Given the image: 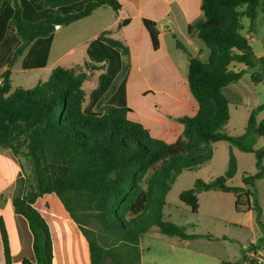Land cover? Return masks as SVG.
<instances>
[{"label": "trees", "instance_id": "obj_1", "mask_svg": "<svg viewBox=\"0 0 264 264\" xmlns=\"http://www.w3.org/2000/svg\"><path fill=\"white\" fill-rule=\"evenodd\" d=\"M101 8L119 14L123 6L119 0H15L10 24L17 31L20 46L14 58L36 39L51 36L55 26H68ZM201 11L204 20L187 28L189 36L201 40L209 49L206 62L199 58L189 62L187 84L199 109L193 117L177 119L184 131L172 144L154 138L143 124L129 119L131 109L126 106H105L99 113L85 110L84 84L90 77L87 71H106L97 94L100 97L128 68L124 66L121 71V56L129 57V47L121 40L106 38L107 32L90 44V58L101 66H59L35 90L12 91L10 72L2 75L0 148L24 156L32 172L26 192L13 201L16 213L27 220L33 237V259L23 264H53L51 232L34 207L45 194L57 195L79 226L90 245L91 264H141L140 238L152 228L183 240L213 239L209 234L189 235L185 226L165 221L163 210L181 171L210 161L212 144L220 141L254 154L258 172L244 174L242 187L230 186L228 182L238 167L231 153L224 176L211 182L197 180L179 199L197 213L200 192L231 193L236 197V211L253 209L261 223L262 209L254 188L264 178V148L256 150L255 145L258 138L264 139V120L257 121L264 105L252 110L243 135H229L224 132L230 120L224 90L245 74L229 69L234 62L247 67L254 83L264 82V56H257L248 38L241 34V20L250 19L253 29L264 13V0H202ZM129 22L124 20L120 27ZM143 25L153 50H159L157 23L144 18ZM173 37L177 48L187 52L175 34ZM150 171L149 189L144 190L140 182ZM0 229L5 262L12 264L2 220Z\"/></svg>", "mask_w": 264, "mask_h": 264}, {"label": "crops", "instance_id": "obj_2", "mask_svg": "<svg viewBox=\"0 0 264 264\" xmlns=\"http://www.w3.org/2000/svg\"><path fill=\"white\" fill-rule=\"evenodd\" d=\"M119 1L123 4L125 0ZM143 1L144 0H133V10L135 13L133 19L129 16H121L122 10H124V4L119 14L106 13L113 19L110 25H115L118 22L122 23L126 19L130 21L128 25L122 27L123 33L126 34L125 43L130 50V55L127 58L129 62V71L132 70L134 61H139V58L142 59L144 56L148 55L150 46L152 48V44L150 43L151 45H149L144 33V30L147 32L143 25L144 18L155 21L160 32V48L155 52L159 53L162 50L163 37L166 36L168 32L172 35L175 34L178 21L181 19V34L184 39L183 45L187 49V52L181 50V65L189 69L190 59L187 60L189 56L199 58L204 62L208 60L209 49L201 40L189 36L187 32L188 26L200 18V14L202 13V0H147V6L151 9L150 14H145L142 4ZM14 9L15 0H1L0 78L6 72H10L12 91L18 88L25 90L35 89L40 82L47 81L51 72L59 66L75 68L77 66L83 67L86 63H93L97 66L102 65V63L91 60L89 50L90 44L97 39V36L101 32L104 33L107 28H103L90 38L76 42L71 41V43L66 44L67 38L61 34L64 31L67 32L66 30H69L76 22L55 29L54 33L49 37L36 39L25 48L19 57L14 58V53L20 46V39L17 35V31L10 24ZM104 9L105 8L98 9L93 15L100 14ZM91 17L92 15L88 18ZM134 20L137 21L138 27L141 28V34L137 37V40H132L128 37ZM144 40L145 43L143 44ZM72 42L74 43L72 44ZM62 45L64 47H62ZM176 50L179 51L180 49ZM159 65H161V63L156 62L150 65V67ZM229 69L235 72L244 71V75L249 74L247 67L237 62L232 63ZM152 70L153 69H148L149 75ZM105 73L106 71L104 70V73L99 75L98 84L89 94V99L86 102L89 106L85 105V110L96 112L94 107L102 101L101 97L108 93L109 90L100 97L97 95ZM244 75L240 81L232 83L225 88L224 93L229 104L242 103L243 96L239 84L243 81ZM124 82V87L118 88L110 95L108 100L109 104L107 105L116 106L117 101L125 99L128 108H131L129 119L143 124L150 130L154 138L159 139V137L171 136L174 133L177 137L183 135L184 126L182 124L179 123L180 125H174L171 123L169 125L163 123L159 120L161 119L164 121L161 114L155 110L156 106H148L132 99L133 94L140 97L141 95L144 96L149 93H154L152 87H148L144 90L138 89L137 87L132 88L130 84H128V77L126 80L124 79ZM182 92L183 89L181 88V97H183ZM134 107H137L141 111H136ZM153 123L168 130L164 134L157 136L152 129L147 126ZM244 133L245 129L243 132L231 135L239 136ZM216 146L226 149L228 165L231 153L237 159V174L240 175V182L236 185H234L233 182H229L228 184L230 186L242 187V178L244 174L252 176L258 172L254 154L243 153L231 147V145L225 141L212 144V149ZM261 148L255 145L256 150ZM214 159L215 156L213 153L211 160L202 165L210 166L214 162ZM29 164L30 163L24 156L14 154L9 148H0V220H2L7 232L12 264H23L24 260L33 259V237L29 224L24 217L16 213L13 205L15 198L22 196L26 192L22 189L21 179L27 174L28 168L30 167ZM225 172L223 173L225 174ZM263 181L264 178L258 180L255 186H258V184ZM198 198L200 208L194 216H197V218L202 216L206 219V230H201L200 219H196V221L192 220L193 222H187L184 225H186L185 227L189 235L209 234L213 239L195 238L183 240L175 236H167L158 229L152 228L140 238L141 264H222L224 262L256 264L245 259L243 250L249 244H257L260 248L264 249V243H262L264 240V206L260 196L256 193V198L262 209L261 223L257 221V213L253 209L248 212L238 213L235 209L236 197L231 193L221 191L200 192ZM34 207L44 217L49 226L53 240V264H91L89 242L83 236L79 226L71 219L57 195L45 194L39 197ZM248 237H252V239L249 240ZM145 251L147 256L145 255ZM0 264H6L1 229Z\"/></svg>", "mask_w": 264, "mask_h": 264}, {"label": "rangeland", "instance_id": "obj_3", "mask_svg": "<svg viewBox=\"0 0 264 264\" xmlns=\"http://www.w3.org/2000/svg\"><path fill=\"white\" fill-rule=\"evenodd\" d=\"M123 4L124 10H122L123 12L121 13V16H129L133 19V16L135 15L133 10V0H125ZM142 4L145 14H150L151 9L147 6V0H144ZM106 13L112 14L114 12L110 8H105L100 12V14H94L91 18L80 20L76 22L74 26L69 28V30H66L67 32H62L61 35L67 38L66 44L71 43V41L76 42L90 38L105 27L107 28V33L105 34L106 38L112 40H121L125 43L126 34L123 33L122 27H120L121 22H118L115 25H110L112 24L113 19H111ZM198 20H204L202 13L200 14V18ZM241 23L244 27L241 31V34L249 38V42L257 56H264V13L259 15L253 29L250 28V19L245 17L241 20ZM138 26L139 25L137 24V21L134 20L128 34L129 39L137 40V37L140 36L141 28ZM104 33L101 32L97 36V39ZM144 33L147 37L149 45H151L150 39L145 30ZM175 36L180 42L184 44V39L181 34V19L178 21ZM99 41L102 42L101 40ZM74 42H72V44ZM144 43L145 40L143 41V44ZM62 47L64 46L62 45ZM176 49H178L176 46V39L171 33L168 32L166 36L163 37V47L159 53L153 51L150 46L149 54L144 56L142 59L139 58V61H134V66L131 71H129V68H127L126 71L119 74L112 87H110L108 93L101 97L102 101L94 107L96 113H99L105 106H109L107 104H109L108 100L110 95H112L118 88L124 87V79L126 80L128 77V84H130L132 88L137 87L138 89L144 90L148 87H152L154 93H149L144 96L141 95V98L133 94L132 99L148 106H156L155 110L161 114L165 121L164 122L163 120L159 119L161 122L169 125L171 123L174 125H180L177 121L178 118L195 116L199 106L189 92L187 84L188 68H185L181 65V49L179 51ZM188 59L189 58H187V60ZM121 60V71H123L124 66H129V62L123 56H121ZM156 62H160L161 65L150 67V65ZM148 69H153L150 71V75ZM88 72L89 71H87V73ZM103 73L104 70L89 72L88 75H90V77L84 84V89L87 92L86 102L89 99V94L98 84L99 75ZM239 87L241 89L243 101L241 104H229L231 118L229 123L224 127V132L230 135L243 132L244 129L246 130L248 119L252 110L264 105V83H254L251 79V72L244 75V79L239 84ZM181 88L183 89V97H181ZM85 105L87 104L85 103ZM116 106L128 107L125 99L117 101ZM134 108L136 111H141L137 107ZM261 120H264V112H261L257 116V121L259 122ZM155 123L150 125L146 124L152 129L155 135L160 136L168 130L164 127L157 126ZM181 137L182 135L177 137V135L174 133L171 136L159 137V139H163V141L165 140L167 143L172 144ZM256 145L260 148L263 147L264 139L258 138ZM212 151L215 156L212 165H202L181 171L180 175L176 179V182L172 185L169 194L166 196L167 204L163 210L165 221H170L181 226L187 222H193L192 220L196 221V219H200L201 230H206V219L202 216H200V218L194 216L195 213H192L191 209L180 201L179 196L183 191L192 189L197 180L200 179L205 182H211L220 176H224L223 172L226 170L228 171V155L226 149L216 146L212 149ZM152 173L153 171H150L148 174H146L144 180L140 182V187H142L144 190L149 189V181L151 179ZM236 174L229 181L233 182L234 185L240 182V175ZM31 179L32 172L30 166L28 168L27 174H25V177L21 179V186L24 191H26L28 188ZM254 191L260 196V199L263 200L264 206V181L258 184V186H255ZM248 239L250 240L252 237H248ZM262 243H264V240ZM145 255L147 256L146 251Z\"/></svg>", "mask_w": 264, "mask_h": 264}, {"label": "built area", "instance_id": "obj_4", "mask_svg": "<svg viewBox=\"0 0 264 264\" xmlns=\"http://www.w3.org/2000/svg\"><path fill=\"white\" fill-rule=\"evenodd\" d=\"M3 84V79L0 78V86ZM245 259L256 264H264V249L257 244H249L244 248Z\"/></svg>", "mask_w": 264, "mask_h": 264}, {"label": "water", "instance_id": "obj_5", "mask_svg": "<svg viewBox=\"0 0 264 264\" xmlns=\"http://www.w3.org/2000/svg\"><path fill=\"white\" fill-rule=\"evenodd\" d=\"M61 27H62V25H57V26H55V29H59V28H61ZM189 59L192 60L193 57H192V56H189Z\"/></svg>", "mask_w": 264, "mask_h": 264}]
</instances>
